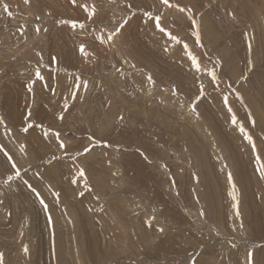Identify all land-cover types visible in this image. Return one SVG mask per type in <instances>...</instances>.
I'll list each match as a JSON object with an SVG mask.
<instances>
[{
    "label": "rangeland",
    "instance_id": "obj_1",
    "mask_svg": "<svg viewBox=\"0 0 264 264\" xmlns=\"http://www.w3.org/2000/svg\"><path fill=\"white\" fill-rule=\"evenodd\" d=\"M170 3L190 13L161 0H0L3 264H248L249 251L253 264H264V179L256 163L257 152L264 159V0ZM85 4L96 6L91 19ZM145 12L160 15L180 43ZM125 19L119 35L101 44L98 36ZM77 77L89 89L69 99L61 121ZM29 122L34 127L25 133ZM89 137L105 143L93 147ZM80 167L91 190L76 177Z\"/></svg>",
    "mask_w": 264,
    "mask_h": 264
},
{
    "label": "snow or ice",
    "instance_id": "obj_2",
    "mask_svg": "<svg viewBox=\"0 0 264 264\" xmlns=\"http://www.w3.org/2000/svg\"><path fill=\"white\" fill-rule=\"evenodd\" d=\"M76 2H77V0H70V3L73 6L76 5ZM24 3L25 4H29L30 0H24ZM161 3L163 5L169 7V8H171V7H179L178 5L171 4L170 0H161ZM82 7L84 8V10L86 12H88V16H89L90 19L96 14L97 9H96V6L94 4L91 7H89V5H87V4L82 5ZM128 7H131V5H128ZM3 11L9 17L13 16V13L9 10V6L7 4L3 5ZM179 11H181V12L188 11L190 13V9H186V8H183V7H179ZM144 14L146 16H148L150 19L155 21L156 27L159 29V31L161 33H166L168 35V37L170 38V40L175 41L176 43H180V40H179V38L177 36L173 35L171 32H168L166 30V28L161 26V23H160L161 22V16L160 15L153 16V14L151 12H145ZM48 15H51V13H48ZM233 18H235V17L233 16ZM36 19L39 20L40 17L37 16ZM127 22H128L127 19L123 20V22L114 31L108 32L106 35H105V33L102 32L98 36V39H99L100 43L101 44H105V43H108V42L112 41L115 36L119 35L120 30L124 27L125 24H127ZM59 23L62 24V25H70L71 28H73V29H76V28L84 29L85 28V24L84 23H80V22H78L76 20L62 19V20L59 21ZM193 23L197 24V22L195 20H193ZM24 27L25 26H22V28H24ZM18 30H21V29H18ZM40 31H41V28H40L39 25H37L36 28H35V32L37 34H39ZM44 31H47V29L45 28ZM195 35H196L197 42L199 43L200 42V32H199V25L198 24H197V29H196ZM183 46H184L185 49L188 48V45L186 43ZM251 47H252L251 42H249V44H248L249 50H251ZM79 50H80V52L82 54H85V55L87 54L86 51H85V45L81 44ZM165 50L167 51V49H165ZM188 56H189V58H190V60L192 62V65L196 68V71L197 72L201 71V64H200L198 58L194 54H192L191 51L188 52ZM53 59L55 60L56 58L53 57ZM249 63L251 64V61H249ZM133 67H134V65H133ZM118 71H119V69H118ZM209 75L211 76V79L213 81H218L219 80V77H218L217 72H216L215 69H212L209 72ZM35 76L41 81L44 80V76L40 73L39 70H37L35 72ZM147 79H148L149 83H151L153 85L155 84V81L153 80V77L150 74L147 76ZM77 81L78 82L74 83L73 90L70 93V97H67V98L64 99L63 111L60 113V115L58 117L61 121H63V119H64V113L67 112V110L70 107V104L68 102L69 99H71L73 102H75V100L77 99V95H78V93L81 90H83L86 93L88 91V89H89V82L87 80L80 79L79 77H77ZM34 83H35V81H33L32 83H29L27 85V88H28L29 92L33 91ZM203 90H204V86H203V84H201L200 91H201L202 94H203ZM200 98L201 97H197V100H199ZM224 102L225 103L228 102L227 96L224 97ZM192 110H193V112H195V110H196L195 109V104L192 105ZM229 111L230 112L232 111V109L230 107H229ZM28 116L29 117L31 116V111L28 112ZM120 119L123 120L124 118L121 116ZM0 123H3V117H0ZM232 123L233 124L237 123V119H236L235 114H233V116H232ZM254 123L255 122L253 121V124ZM35 126L43 127L42 125H35ZM33 127H34V125L31 122H29L25 127H23L22 131L27 133L29 131V129H31ZM240 131H241V133H244L246 135V138H247L249 144L252 146V149L254 151H256V145H255V143L253 141L252 136L250 134H247V132L244 129L242 124L240 125ZM48 134L49 133L47 131L44 132L45 137H47ZM53 135L59 141L60 149H65L67 146H66L65 142L60 139V135H61L60 132L59 131H55L53 133ZM89 140H90V142H92L93 147H95L97 144L105 143V142H102V141L95 140L94 137H89ZM0 150H2V146H0ZM21 150L23 151V147H22ZM83 151H84V153H88V152L91 151V148L85 147ZM5 156L7 157L8 161L11 163V167L14 170V175L16 177H19L20 176V169L17 167L16 163L13 161L12 157L7 152H5ZM145 158H147V157H145ZM256 163L259 165L258 171H259L260 178L264 179V159H262L260 157L259 152L256 153ZM76 177H77V179L83 178V180H84V188L87 189V190H91L90 186H89V183H88V180H87V175H86V172H85L84 168H82V167L78 168V171L76 173ZM12 178L13 177L11 175L8 177L9 180H12ZM77 179H73L72 183L76 184L77 183ZM227 179L231 183V186H232L231 196H232L233 201H235V207L237 209L236 210V215L239 216L240 215V212H239V198L237 196L236 184H235V182L233 180V176H232L231 172L227 173ZM33 191L35 192L36 190L33 189ZM79 194L81 196H83L84 192L82 191ZM36 195H37V197H39L40 193L36 192ZM54 196L57 198V202H58L60 193L55 192ZM40 203L43 205L45 211H47L48 210V205H47V203H45L43 198L40 199ZM200 215L201 216L205 215V212L203 210H201L200 211ZM152 219L154 220L155 217H153ZM48 220H49L50 223L52 222V217H51L50 214H49ZM147 223H148L149 227L152 226V221L151 220L148 221ZM241 226H242V224H241ZM158 231L163 232L164 229L163 228H159ZM24 252L25 253L28 252V248L27 247L24 248ZM247 258H248V264H253V252L249 251ZM0 264H3V253H0ZM190 264H196V261H195L194 258L191 260Z\"/></svg>",
    "mask_w": 264,
    "mask_h": 264
}]
</instances>
